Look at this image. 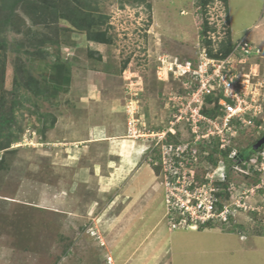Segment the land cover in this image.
Wrapping results in <instances>:
<instances>
[{"label":"rangeland","instance_id":"374dc122","mask_svg":"<svg viewBox=\"0 0 264 264\" xmlns=\"http://www.w3.org/2000/svg\"><path fill=\"white\" fill-rule=\"evenodd\" d=\"M4 2L0 114L13 111L19 132L0 150V264H264V176L255 184L253 175L231 173L248 210L230 223L172 230L164 178L150 165L153 141L145 135L169 128L172 98L194 87L190 75H166L167 63L196 64L207 50L197 0H91L87 11L96 20L92 31L103 34L99 42L66 30L71 24L65 20L57 22L54 10L69 16L59 0H48L46 8H40L45 0H25L8 24ZM209 11L222 18L223 41L230 32L233 43L254 48L235 69L251 76L247 90L259 100L251 115L261 125L240 128L234 140L238 149L254 146L264 137V0H211ZM39 42L44 60L13 51L33 50ZM57 56L71 65L70 86L54 99L27 92V72L40 80ZM38 114L48 116V125L55 118L44 134L37 132ZM174 127L188 138L185 123ZM122 145H139V168L146 165L149 189L130 206L119 187L132 170L130 158L113 156ZM253 153L264 158V145Z\"/></svg>","mask_w":264,"mask_h":264},{"label":"built area","instance_id":"2783aa9c","mask_svg":"<svg viewBox=\"0 0 264 264\" xmlns=\"http://www.w3.org/2000/svg\"><path fill=\"white\" fill-rule=\"evenodd\" d=\"M210 13L208 22L216 31H209L207 39L217 51L223 41L225 26L222 18H214ZM253 54V46L241 41L235 44L234 50L226 58H212L208 55V49L204 48L196 64L167 63L166 75H190L195 81L186 96L177 94L172 98L174 114L171 126L160 133L145 135L153 141L150 155L158 153L160 156V161H155V165L161 167L164 178L166 216L172 230L198 228L208 222L227 223L229 216L235 217L237 212L248 210L245 199L241 194L238 196L234 183L228 182L225 161L220 159L217 165H213L207 158L214 147L218 150L231 148L229 158L234 161L231 173L250 175L252 167L264 172V159L260 164L258 156L245 161L234 142L240 128L255 126L251 112L254 115L258 112L259 100L247 90L251 76H238L235 69L236 61ZM160 70L159 67L158 77L162 79ZM208 96L218 100L208 104ZM215 108L217 112L212 116L203 112ZM178 123L187 125V139L179 137L176 132L174 126ZM200 165L208 167L200 172ZM227 183L230 202L219 196L227 191L223 186ZM220 203L223 204L221 209L218 206Z\"/></svg>","mask_w":264,"mask_h":264},{"label":"trees","instance_id":"16d2710c","mask_svg":"<svg viewBox=\"0 0 264 264\" xmlns=\"http://www.w3.org/2000/svg\"><path fill=\"white\" fill-rule=\"evenodd\" d=\"M25 0H5L4 5H3V10L7 11V15H6V20L5 23L8 24L10 22V19L13 17V13L14 10L21 4L24 3ZM62 4L61 6L64 7H68V12H69V16H64L62 13L58 14L54 9L53 13L54 16L57 20V22L59 20H65L67 22H69L71 24V26L69 25L68 28H65L66 30H72V31H83L86 32L88 35V38L90 40L93 41H103V34L100 35L95 31H92V29L95 27V17L92 15V12H88L87 8H89V3L91 2V0H59ZM144 0H140V2H142ZM226 1V0H225ZM211 3V0H197L196 2V6L200 9L201 11V15H202V28L200 31V37L202 38V40L204 41L207 49H208V55L212 58H226L228 57L232 51L234 50V43L231 40V35L230 32L227 33V38L226 40L222 41L221 44L219 45L220 47L218 48L217 51L213 50L214 48L212 47V42L209 41L207 39L208 37V32L209 31H214V28L212 26H210L209 22H208V10H209V5ZM45 4H47L46 6H48V0H45V3L43 6H40V8L45 7ZM72 6V7H71ZM74 6V7H73ZM52 7V6H51ZM149 9L151 8L150 5L147 6ZM46 8V7H45ZM53 8V7H52ZM103 23V22H102ZM65 30V31H66ZM44 42H39L37 44H35L33 46V50H25L23 51L21 46L18 47L16 46V48H14L13 51L15 52H24L26 55H29L30 59L35 58L37 56H39V58L42 60L45 59V56L47 55V52L44 51L42 44ZM4 41H0V50H2L4 48ZM18 47V48H17ZM23 47V46H22ZM55 62L49 64V66H46L45 68H43V75L41 77V79L39 80L38 78L30 75L29 72L27 75V82L25 84V89L27 92H32L35 95H43L44 93L49 97V98H56L58 91H56V89L52 88L50 89V87L48 86L49 83L45 82L44 79L46 77L45 73H51V75L56 73L57 68H67V73L69 74L71 72V65L70 63L66 60V61H61L60 57L57 56L56 57ZM66 62L68 63V65H64L63 63ZM195 67V65H194ZM71 74V73H70ZM17 75V74H16ZM196 79V78H195ZM18 77L16 76L15 80H14V85H16V87L20 88L22 86L21 83H19L18 81ZM193 81H194V77H193ZM195 82V81H194ZM193 82V83H194ZM48 83V84H47ZM44 85V88H43ZM50 86H52L50 84ZM67 89V88H66ZM65 89V90H66ZM31 98L26 99L27 101H30ZM217 101L218 99L213 97V96H208L206 98V102L208 104H211L213 101ZM33 105L36 106V103L33 101ZM205 114L207 115H214V113H216V108L215 109H205L203 111ZM48 116L45 114H38V119L39 121H41L42 123V128H39L37 130L38 134H44L45 131H47L48 128H53L55 125V118L53 119V121H51V123L48 125L46 121V118ZM15 121V116L13 114V111H11V114H0V150H4L9 148L12 143L18 138V132H15L13 130V122ZM255 121V126H253L254 128H258L261 123L260 121H258L256 118L254 119ZM250 130V127H247ZM260 137V136H259ZM240 155L243 157V159L245 161H249L252 156H254V151H253V145L249 146V147H240L238 149ZM211 154L210 156L207 158L208 161H210V163H212L213 165H217L220 159H223L225 161L226 164V169H227V179L228 182H230L231 180V167L232 164L234 163L233 160H231L229 158L230 152H231V148H228L226 150H218L215 147L212 148L211 150ZM215 153H220L219 156H214ZM253 153V154H252ZM153 160L156 161H160V156L158 155V153H155L153 155H151ZM258 163L260 164L263 161V155L259 154L258 155ZM152 169L154 170L156 175H159L161 172V167L159 165H151ZM0 167H1V162H0ZM245 167V166H244ZM251 174L254 176V183L257 184L260 179L262 178V176H264V172H260L255 170L253 167L250 169ZM246 177H249V175H245ZM223 186L226 188V192L224 194L219 195L221 199L230 202V188H229V183L227 184H223ZM219 208L221 209L223 204L220 203L218 204ZM233 216H229V221L227 223H222L223 225L230 223L231 221H233ZM213 222H208L205 226L203 227H211L214 226Z\"/></svg>","mask_w":264,"mask_h":264},{"label":"crops","instance_id":"0c3cea01","mask_svg":"<svg viewBox=\"0 0 264 264\" xmlns=\"http://www.w3.org/2000/svg\"><path fill=\"white\" fill-rule=\"evenodd\" d=\"M67 68H57L56 73L53 75H51V71L49 73H45L46 77L44 79L45 82H48L51 85H54L55 88L58 89V95L62 94L65 92V89L68 88L71 84V79H72V71L68 74L67 73ZM47 83V84H48ZM97 130H93V132L95 133ZM139 145L135 146V147H131L128 148L127 145H122V148L120 149V151H122L121 154H119L118 152H115V154H113L114 157H118V160H124L122 158V155L124 153H128L126 155H128L127 158L129 159V164L128 167L132 169L127 173H124V177L121 178V184L119 185L121 192V198L123 199L124 197H127L126 199L129 206L130 204H134L136 202V200L139 198V194L141 192L145 193L149 188H148V184H144L143 179H146L145 172H146V165L145 166H141L139 168V162H141V159L143 157V155H141L139 153ZM125 155V154H124ZM111 156V157H113ZM121 156V157H119ZM126 160V159H125ZM129 180L128 184H126L125 182ZM126 185H124V184ZM144 187V188H142ZM118 188V187H117ZM116 189V186H115ZM139 191V192H138ZM125 195V196H123ZM142 195V193H141ZM151 197V196H150ZM134 202V203H133ZM127 205V207H129Z\"/></svg>","mask_w":264,"mask_h":264},{"label":"clouds","instance_id":"9594fccd","mask_svg":"<svg viewBox=\"0 0 264 264\" xmlns=\"http://www.w3.org/2000/svg\"><path fill=\"white\" fill-rule=\"evenodd\" d=\"M208 13H209V10H208ZM208 17H209V14H208ZM207 19H208V18H207ZM213 28H214V27H213ZM214 31H216L215 28H214ZM220 44H221V43H220ZM234 44H236V43H234ZM234 46H235V45H234ZM219 47H220V46H219ZM259 140H260V139H259ZM259 140H258V141H259ZM258 141H257V142H258ZM253 151H254V150H253ZM147 152H148V156L150 157V159H149V160H150V165H152V164L155 165V161H156V160H153V159H152V157H151L149 151H147ZM255 153H256V152H255ZM155 166H156V165H155ZM153 171H154V170H153ZM160 175H161V172H160V174L157 175V176L159 177ZM161 176H162V175H161Z\"/></svg>","mask_w":264,"mask_h":264},{"label":"water","instance_id":"95a60500","mask_svg":"<svg viewBox=\"0 0 264 264\" xmlns=\"http://www.w3.org/2000/svg\"><path fill=\"white\" fill-rule=\"evenodd\" d=\"M262 145H264V137L261 138L254 146L253 150L256 151L258 150Z\"/></svg>","mask_w":264,"mask_h":264}]
</instances>
